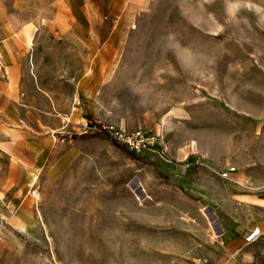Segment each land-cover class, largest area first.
I'll return each instance as SVG.
<instances>
[{
  "label": "rangeland",
  "instance_id": "obj_1",
  "mask_svg": "<svg viewBox=\"0 0 264 264\" xmlns=\"http://www.w3.org/2000/svg\"><path fill=\"white\" fill-rule=\"evenodd\" d=\"M26 3L0 0V16L22 24L51 15L49 0ZM131 3L118 13L105 58L76 55L82 47L46 36L36 43L50 56L30 63L61 77V133L77 156L58 181L37 188L39 223L30 248L14 251L18 264H165L172 228H135L130 201L188 193L201 174L202 192L215 199L200 212L212 238L227 179L247 180L245 191L264 198V0ZM102 63L104 80L96 74ZM111 125L143 131L151 145L130 150L101 130ZM175 170L191 181L183 184ZM253 218L261 220V211ZM147 239L153 249L144 248Z\"/></svg>",
  "mask_w": 264,
  "mask_h": 264
},
{
  "label": "crops",
  "instance_id": "obj_2",
  "mask_svg": "<svg viewBox=\"0 0 264 264\" xmlns=\"http://www.w3.org/2000/svg\"><path fill=\"white\" fill-rule=\"evenodd\" d=\"M15 1L23 8L27 4L26 0ZM49 1L52 12L43 19L29 18L19 24L0 16V264H18L14 251L31 246L39 223V201L31 198V192L43 183L58 181L77 156L76 143L61 133V77L51 67L30 63L31 57L50 56L38 54L36 43L46 36L55 43L82 47L74 48L76 55L80 50L87 59L105 58V41L111 39L119 24L118 13L134 2ZM96 68V74L104 80L105 63ZM77 82L71 83L75 90ZM83 97L88 98L85 94ZM67 157L69 161L61 167ZM174 174L181 176L179 170ZM189 175L180 177L183 184L191 181ZM204 178L202 174L194 177L188 193L165 194L162 199L156 194L146 195L143 206L133 197L134 227L144 224L150 232L157 225L172 228L167 231L169 261L165 264L180 260L196 264H264V198L245 191L247 180L227 179L229 190L219 195L220 211L212 220L218 236L212 238V229L200 213L215 200L202 192ZM253 211L262 213L256 224ZM139 212L146 215L144 223ZM255 228L261 231L260 237L246 244L243 235ZM145 242L148 245L144 248L153 249L150 239Z\"/></svg>",
  "mask_w": 264,
  "mask_h": 264
},
{
  "label": "built area",
  "instance_id": "obj_3",
  "mask_svg": "<svg viewBox=\"0 0 264 264\" xmlns=\"http://www.w3.org/2000/svg\"><path fill=\"white\" fill-rule=\"evenodd\" d=\"M101 130L106 132V134L111 135L115 140L119 141L120 143L125 144L130 150L141 151L151 145L148 137L145 135L143 131H140V130L127 132L113 125L108 126V127L104 126L102 127ZM230 172H233V170ZM229 175L230 174L226 172L223 174V177L228 178ZM31 198L34 201L38 202L40 200L39 191L33 190L31 192ZM260 235H261V231L255 228V229H252L249 233L243 235V240L246 244H252L257 241Z\"/></svg>",
  "mask_w": 264,
  "mask_h": 264
},
{
  "label": "bare ground",
  "instance_id": "obj_4",
  "mask_svg": "<svg viewBox=\"0 0 264 264\" xmlns=\"http://www.w3.org/2000/svg\"><path fill=\"white\" fill-rule=\"evenodd\" d=\"M205 212H207V211H205ZM205 216H206L207 218L209 217L207 213H205Z\"/></svg>",
  "mask_w": 264,
  "mask_h": 264
}]
</instances>
